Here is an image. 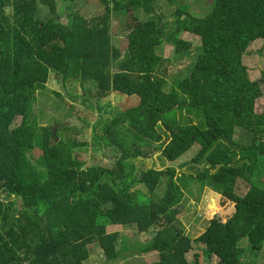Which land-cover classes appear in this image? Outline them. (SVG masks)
<instances>
[{"label": "trees", "instance_id": "1", "mask_svg": "<svg viewBox=\"0 0 264 264\" xmlns=\"http://www.w3.org/2000/svg\"><path fill=\"white\" fill-rule=\"evenodd\" d=\"M95 1L103 7L98 16L70 8L63 23L52 0H0V264H90L93 244L109 262L158 253L152 264H192L187 255L202 245L217 264H245L242 240L254 251L264 247V188L253 181L264 175V108L256 111L264 93L244 64L249 48L264 40V0H215L204 17L181 0ZM158 1L176 7L170 30L156 15ZM39 4L51 18L37 17ZM113 14L127 16L122 47L111 33ZM183 33L200 38L202 51L167 90L171 59L158 49L189 53ZM51 75L79 84L98 107L114 93L139 98L94 128L95 143L118 153L115 168L87 167L79 152L88 144L69 136L78 130L61 126L60 137L39 125L37 93L47 91ZM238 130L251 134L250 145L235 140ZM196 145L191 163L204 166L196 175L135 165L155 146L174 164ZM197 183L234 203L235 212L226 222L211 219L191 239L179 217ZM129 225L152 238L130 246L108 231Z\"/></svg>", "mask_w": 264, "mask_h": 264}, {"label": "rangeland", "instance_id": "2", "mask_svg": "<svg viewBox=\"0 0 264 264\" xmlns=\"http://www.w3.org/2000/svg\"><path fill=\"white\" fill-rule=\"evenodd\" d=\"M56 4V11L61 22L67 23L68 9H79L87 18L91 19L103 12V7L95 0H76L75 4L69 5V0H52ZM182 6L188 7L191 14L197 17H204L214 7L215 0H181ZM176 7H171L165 2L158 1L156 6V15L161 18L162 22L168 26L170 30L174 22V12ZM42 10L46 11V16L43 17ZM39 19H49L51 15L48 10L39 4L37 14ZM41 17V18H40ZM142 19H147L148 15L140 12ZM127 25V16L123 14H113L112 16V35L116 47H122L124 44V29ZM181 38L192 43V49L189 53L176 55L174 49L170 45H163L158 49L161 56L171 59L169 67V75L167 79L168 85L165 89L170 90L173 83L181 78H184L192 69L196 58L201 54L200 38L190 33H183ZM244 64L249 69V76L252 81H258L261 84L264 93V81L262 75L264 73V40H258L249 48V52L244 56ZM60 95V97L57 96ZM139 102L137 97H128L125 95L114 93L107 99L100 101L99 110L96 105V100L86 101L84 92L79 84L68 83L61 84L53 75L47 85V91L37 93V104L35 111L39 118L40 126H48L59 133L60 137H65V132L61 126H69L74 130H78L80 134L76 135L72 132L69 136L77 138L79 142H86L87 148L80 150V157L87 162V167L103 166L107 168H115L118 153L116 150L107 148L103 144L97 145L94 139V128L97 126L101 118H112L113 116L124 111L126 108L136 105ZM91 104L93 108H91ZM264 108V97L261 98L256 105V111L261 112ZM107 112V114L105 113ZM22 119L18 118L13 127L21 124ZM60 131V132H59ZM98 136L102 132L97 131ZM235 140L242 145H250L252 138L246 130H238ZM154 153L146 159L135 160V165L139 171L154 168L156 170H165L168 167H173L179 173L186 175H196L204 168L203 165H193L191 160L195 157L199 145L194 146L186 153L179 161L172 164L162 158L159 146H155ZM36 162L39 161V153L34 155ZM254 183L264 188V175L255 176ZM249 187V186H248ZM141 191L146 193L143 187H139ZM247 186L243 183L238 186V191L243 195ZM165 193V188L160 186L156 191L157 196L162 197ZM235 212V205L231 201L223 198L221 194L213 191L211 188H202V185L197 183L192 187V192L186 193L183 203V211L179 217L183 229L191 239L199 237L207 228L211 219L219 217L223 222H226ZM109 232H118L123 237L130 239V246L135 244H143L152 238V233L140 234L136 226H118L108 229ZM243 248V261L245 264H264V247L261 250L254 251L247 239L240 242ZM91 260L90 264H152L159 260L158 253L147 255H135L133 257L121 258L118 261H106L102 250L98 244L90 246ZM126 255V254H125ZM128 255V254H127ZM198 256L199 264H217V258H209L202 245H195L194 249L187 255L190 263L194 264L195 258Z\"/></svg>", "mask_w": 264, "mask_h": 264}]
</instances>
